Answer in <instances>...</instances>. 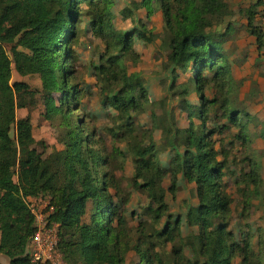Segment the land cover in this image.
<instances>
[{
    "label": "trees",
    "instance_id": "1",
    "mask_svg": "<svg viewBox=\"0 0 264 264\" xmlns=\"http://www.w3.org/2000/svg\"><path fill=\"white\" fill-rule=\"evenodd\" d=\"M140 2L148 22L156 10L161 12L163 30L155 36L160 40V49L166 51L163 68L171 75L169 90L178 89L172 94L180 97V105L187 113L189 124L185 129L175 126L172 113L155 112L157 103L150 101L141 72L128 70V62H140L134 36L148 42L154 39L147 22L138 20V26L128 31L117 29L112 23L111 0H0V254L8 258L9 264H33L26 245L35 230L34 218L24 198L39 195L48 196L53 205L50 220L58 224L57 247L65 264H124L129 249L138 255L135 264H232L235 257L239 264H264L262 237L259 250H254L250 232L238 241L228 229L232 197L225 187V171L237 177L242 210L255 207L264 220L259 157L250 146L252 138L246 130L250 116L246 110L232 109L226 98L233 77L223 43L217 38L223 37L230 24L222 33L212 29L231 14L229 4L226 0ZM262 3L264 6V0H256L244 10L246 28L254 36L259 52L264 33L254 24V13ZM132 5L140 7L137 2L132 1ZM120 14L129 16V9L123 8ZM82 15L94 19L92 34L103 44V52L93 66L95 85L101 103L116 111L115 125L109 131L124 142V151L113 148L107 152L104 143L95 140L94 133L86 130L83 120L75 114L85 95L75 82L73 67V47L81 31ZM9 41H14L12 59L2 46ZM12 67L19 75L39 76L44 117L59 120L62 149L42 157L35 147L29 117L16 119L15 96L27 90L28 84H10ZM179 71L191 73L190 87L176 84ZM210 89L214 91L208 98L205 92ZM190 93L198 96V104L187 100ZM219 97L222 103L217 106ZM212 107L213 111L221 110V117L228 123L238 126L234 137L245 149L247 171H232L225 157L227 152L223 156L222 150L215 148V130L207 126ZM147 110L152 126H136L134 115ZM167 115L171 123L161 126ZM154 129L163 133L165 145L177 149L178 140L184 145L182 153L176 152L170 158L168 168L157 159L164 148L159 149L153 140ZM124 153L132 158L131 187L147 195L145 212L152 225L144 234L145 224L140 223L136 228L140 236L133 244L129 243L126 220L114 202V197L122 199L121 179L109 167L113 159L125 157ZM178 174L195 184L198 199L185 215L186 223L197 226L199 231L200 258L194 261L185 260L182 254L180 219H173L166 202L167 192L172 196L176 193ZM166 177L168 187L164 186ZM88 202L89 220L83 222ZM163 216L167 221L158 228ZM259 232L264 234V226ZM142 243L147 245L141 247ZM162 245H170L168 254L155 251Z\"/></svg>",
    "mask_w": 264,
    "mask_h": 264
},
{
    "label": "rangeland",
    "instance_id": "2",
    "mask_svg": "<svg viewBox=\"0 0 264 264\" xmlns=\"http://www.w3.org/2000/svg\"><path fill=\"white\" fill-rule=\"evenodd\" d=\"M132 1L138 3L141 8V0H111L110 10L112 12V23L120 30L128 31L134 26H138L139 15L146 19L145 9L138 12V8L133 7ZM256 0H226L229 4L231 14L225 17L224 21L220 24L214 25L212 29L216 33H222L225 30L227 24H230V28L224 32L223 37H218L224 46V55H226L230 67H232L231 73L233 80L230 84V94L226 96L229 101V106L233 109L247 110L254 114L262 112L264 114V41L261 52L257 49V44L254 36H252L246 28V14L244 10ZM82 8H85V4L81 3ZM123 8L129 9V16L121 15ZM159 11V10H157ZM156 12V11H155ZM157 13V12H156ZM159 13V12H158ZM161 13V12H160ZM154 14V13H153ZM161 16V15H160ZM158 18V17H157ZM94 19L82 15L79 21V27L81 28L78 40L74 45V52L76 54V60L73 64L75 68V82L79 84V88L85 91V95L82 97L79 105V110L75 112L77 116L83 120L86 130L94 133L95 140H101L104 143L107 152H112L113 148H118L124 151V142L117 140L112 136L109 128L115 125L116 111L112 108L101 103L98 89L95 85L94 69L93 66L97 64L98 56L103 52V44L99 38H96L92 34L91 26L93 25ZM148 22V21H146ZM160 33L154 34L153 42L158 40V36L163 30V19L158 18L153 21ZM147 24V23H146ZM254 24L261 29L264 33V6L263 3L256 8L254 13ZM157 37H156V36ZM134 39L139 38L134 36ZM143 40V39H142ZM264 40V39H263ZM144 42H148L143 40ZM134 42V41H133ZM141 43L137 41V47L143 56L137 65H133L130 62L127 63L129 71L138 70L141 72L143 77V85L147 92V95L152 102H156L154 109L159 115L161 113L167 114L172 113L175 121V126L179 129H185L188 127L189 120L187 113L180 105V97L173 95L172 93L178 89L169 90V84L171 82V75L169 70L163 68L165 61L166 51L163 49L158 50V43ZM14 41L3 42L2 46L5 49L8 56L12 59ZM134 44V43H133ZM148 45V46H147ZM136 48V45H134ZM160 48V47H159ZM141 57V55H140ZM152 67V68H150ZM191 73H182L179 71L176 84L186 83L191 86L190 83ZM258 78L261 79V83H258ZM14 81H23L28 84V89L16 94L15 102L18 105L15 109L16 119L21 117H29L32 124V135L37 141L35 147L39 152L42 153V157L47 156L54 150H60L63 148L58 135L60 133V127L58 128L59 120H47L44 117V106H43V93L40 86V79L37 74L19 75L15 72L12 67L10 84ZM149 81V84H147ZM162 87V89L160 88ZM213 89L207 90L206 96L212 97ZM57 97V95L55 96ZM187 100L192 104H198L199 99L195 93H190ZM222 98L219 97L217 106H220ZM21 104V105H20ZM212 111L207 118V126L210 129L215 130L213 138L215 139V148L222 150L221 155L225 156L228 160L229 168L234 172H239L240 169L247 171L249 166L247 161L243 159L244 147H242L241 141L236 140L234 135L238 132V126L230 124L221 117V110ZM249 119V127L252 128L253 134L251 138L255 137L256 140L250 146L256 148L255 152L259 157L260 174L263 180L262 190L264 192V139L260 138L259 131L261 126H264V120L258 119L255 115ZM150 110H147L138 115H134V123L136 126L149 129L152 126V119L150 117ZM165 116V115H164ZM166 122H162L161 126L171 123L170 115L165 117ZM198 123V121H195ZM261 123V124H260ZM185 126L180 128V126ZM226 126V127H223ZM246 130L248 128L246 127ZM251 130V129H250ZM264 133V131H262ZM10 136H14V127L10 129ZM152 137L158 148H164L163 151L167 152L168 158L176 154V150L182 153L184 145L178 140L177 149L172 148L166 144V140L163 133L159 129H154ZM42 143V146L40 144ZM256 146V147H255ZM169 149V150H167ZM167 150V151H166ZM162 151V152H163ZM160 153V152H159ZM125 157H119L112 160L111 169L113 168L114 174L117 178L121 179L122 186V199L114 197V202L117 205L119 213H121L126 220V228L128 231L129 243H135V240L140 236V233L136 231V228L140 223L145 224L143 228L144 234H148L151 228V222L148 218L145 208L148 203L147 195L143 190H136L131 187V176L133 175L132 158L127 153H124ZM160 155V154H159ZM168 165L165 168L169 167ZM14 180L16 177L14 175ZM183 182L177 181V189L174 196L169 192L166 193V202L168 204V210L173 215V219H180L178 232L182 245V254L185 260L194 261L196 258H200V244L198 240V227L191 226L186 223V211L192 204H197L198 199L196 197L195 189H193L183 176ZM227 192L232 197L231 203V216L228 229L234 233L235 239L240 241L242 237L250 232L252 234V247L254 250H259L258 241L264 234L259 232V228H263L264 220L261 218V211L257 208L248 207L242 210L243 203L242 197L236 191V175L225 171L223 177ZM164 186H169V178L166 177L164 180ZM112 191V190H111ZM256 204V201H253ZM91 209V202L86 205V212L82 217L83 222H88L89 214ZM243 212V213H242ZM167 219L165 216L162 217L161 222L157 225L161 228L165 225ZM177 231L174 232L176 234ZM177 240V239H176ZM147 244L142 243L140 246L145 247ZM170 245L156 247L157 252H166L168 254ZM124 264H135L138 262V255L133 249H129L124 255ZM199 260V259H198ZM8 264V263H6ZM62 264H65L62 260ZM139 264H143L140 262ZM232 264H239V258H234Z\"/></svg>",
    "mask_w": 264,
    "mask_h": 264
},
{
    "label": "built area",
    "instance_id": "3",
    "mask_svg": "<svg viewBox=\"0 0 264 264\" xmlns=\"http://www.w3.org/2000/svg\"><path fill=\"white\" fill-rule=\"evenodd\" d=\"M34 218L35 230L26 245V254L33 264H62L58 250V224L50 220L54 210L48 196L24 198Z\"/></svg>",
    "mask_w": 264,
    "mask_h": 264
},
{
    "label": "crops",
    "instance_id": "4",
    "mask_svg": "<svg viewBox=\"0 0 264 264\" xmlns=\"http://www.w3.org/2000/svg\"><path fill=\"white\" fill-rule=\"evenodd\" d=\"M137 2V1H136ZM144 11V9L143 8H141V7H139L138 8V12H141V11ZM145 12V15H146V11H144ZM157 12V13H156ZM156 12H154V14H152L151 16H150V21L149 22H147V28L148 29H150L154 34H158V33H160V31L161 30H159V28L161 29V25L159 26V28H157V26L155 25V24H153L154 22V20H157L158 18H161V13H160V11H157L156 10ZM159 12V13H158ZM161 15V16H160ZM158 17V18H157ZM139 19L138 20H140V21H142L143 23H146V21H145V18H142V16L141 15H139V17H138ZM137 41H140L141 43H147L148 45L150 44V43H148V42H144L142 39H138V40H136V39H134V45H136V51L141 55V57H140V59L142 60L143 59V56H142V54H141V51H139V49H138V47H137ZM156 42L158 43V50H160V48H159V45H160V40L158 39V40H156L155 41V43L152 41L151 43H154V44H156ZM147 45V46H148ZM223 48H224V46H223ZM165 59H166V55H165ZM141 63V62H140ZM150 68H152V67H150ZM231 70H232V67H231ZM179 73V72H178ZM232 74H233V72H232ZM148 83L147 84H149V81H147ZM258 83H261V79L260 78H258ZM160 88L162 89V87L160 86ZM193 94V93H192ZM192 104H194V103H192ZM196 105V104H195ZM246 112L249 114V116H250V118L253 116V112H250V111H247L246 110ZM258 119H260V120H264V114L262 113V112H260L259 114H254ZM250 121V120H249ZM248 121V123H247V125H246V127L248 128V131L250 132V134H253V132H252V128H250L248 125H249V122ZM261 124V123H260ZM185 126H183V125H181L180 126V128H184ZM251 129V130H250ZM261 130L259 131V133H260V135H262V131H264V126H261V128H260ZM260 138H262V139H264V136H262V137H260ZM254 140H256L255 139V137L253 138L252 137V140H251V144L254 142ZM252 145H254V144H252ZM256 147V146H255ZM251 148L252 149H256V148H254V147H252L251 146ZM167 150H169V149H167ZM166 150V151H167ZM163 151V150H162ZM160 151V155L158 154V156H157V159H158V161H159V163H160V165L161 166H163V167H165V166H167L168 165V160H169V158H168V155H166V153L167 152H165V151ZM176 152H178L177 150H176ZM259 160V159H258ZM237 174H238V172H236ZM177 181H178V183L180 182H183L184 180H183V178H182V174H178V176H177ZM179 183V184H180ZM190 184V186L194 189L195 188V184L194 183H189ZM194 205H196V204H192L191 206H194ZM0 262L2 263V264H6V263H8L9 264V260H8V258H6L4 255H2V254H0Z\"/></svg>",
    "mask_w": 264,
    "mask_h": 264
}]
</instances>
